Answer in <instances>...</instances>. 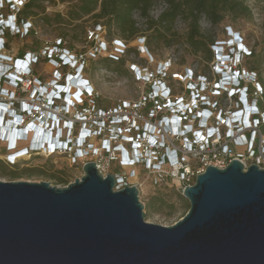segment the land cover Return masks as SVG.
I'll list each match as a JSON object with an SVG mask.
<instances>
[{
	"label": "built area",
	"instance_id": "1",
	"mask_svg": "<svg viewBox=\"0 0 264 264\" xmlns=\"http://www.w3.org/2000/svg\"><path fill=\"white\" fill-rule=\"evenodd\" d=\"M29 1L0 0V107L8 104L22 118L14 128L22 138L18 137L14 146L7 143L3 126L7 125L10 113L4 110L0 118V143L6 148L7 164H18L20 154L43 150L30 140V133L40 127L49 137L66 132V138L60 139L56 149L53 147L51 156L93 157L103 177H115L114 190L137 187L139 197L142 184L135 176L139 168L154 175L150 180L155 184H181L182 193L195 185L197 177L209 166L223 170L237 160L245 170L252 165L264 169V87L254 72L241 68L242 59L250 56L251 51L238 32L229 28L228 40L215 43L213 77L189 70L185 78L194 81L187 82L176 94L166 84L167 64L159 65L157 76L133 66L131 71L137 81L147 85L141 101L123 102L108 110L96 103L99 95L83 74L85 60H78L64 48L66 43L62 40L45 46L42 56L35 52H27L23 57L7 54L9 36L29 37L32 32L37 33L30 20H19ZM92 34L98 41L94 57L107 55L118 60L126 54L122 40H115L113 49L105 41L102 29H94ZM139 40L148 52L145 40ZM29 58V71L17 72L28 65ZM40 59L49 60L55 67L72 69L65 76L57 69L53 78L45 82L34 76L33 65ZM81 82V92L76 91ZM246 98L257 106V115H251L249 123L245 121ZM79 138L85 141L82 146L75 144ZM22 141L27 146L19 150ZM113 165L119 168L117 173H111Z\"/></svg>",
	"mask_w": 264,
	"mask_h": 264
},
{
	"label": "water",
	"instance_id": "2",
	"mask_svg": "<svg viewBox=\"0 0 264 264\" xmlns=\"http://www.w3.org/2000/svg\"><path fill=\"white\" fill-rule=\"evenodd\" d=\"M83 172L62 188L0 181V264H264V169L209 166L170 227L145 220L137 187Z\"/></svg>",
	"mask_w": 264,
	"mask_h": 264
},
{
	"label": "rangeland",
	"instance_id": "3",
	"mask_svg": "<svg viewBox=\"0 0 264 264\" xmlns=\"http://www.w3.org/2000/svg\"><path fill=\"white\" fill-rule=\"evenodd\" d=\"M40 11L49 17L60 14L63 18L61 24L53 23L45 26L41 22H33V31L37 32L34 37H22L20 34H12L7 38V54L13 57H21L24 53L41 52L48 45H54L59 40H64V48L71 54L76 55L78 60H85L84 76L88 78L95 92L99 95L96 103L102 109H114L123 102L139 103L147 90L144 82L137 81L133 66L148 69L157 76L160 64H167L169 71L167 81L173 85L174 93L178 94L187 85V82L194 79L185 78L189 70L199 75L213 77V63L205 59V54H194L188 47L179 45L165 47L153 45L150 51H144V45L140 44L139 37L132 40H122L127 47L123 56L124 64H113L108 62L111 69L106 68L107 64L94 57L95 47L98 46L96 37L92 34L97 24L93 14L84 16L79 20H71L69 13L77 0H40ZM248 6L252 10L251 18L228 17L218 27L210 30L215 40L227 41V29L232 28L238 32L244 40V45L253 52V56L245 57L241 61V68L253 71L264 87V2L261 0H249ZM161 7L155 10L159 13ZM97 10L94 14L98 13ZM102 22V21H100ZM178 30L185 34L184 23L177 24ZM203 28L209 30L210 26L203 23ZM115 32V31H114ZM109 47L116 44L115 40L121 38L112 34L105 38ZM147 43H145V46ZM107 56V55H104ZM103 56V57H104ZM32 62V61H31ZM35 65V64H34ZM33 65L34 76L47 82L53 78L54 72L58 69L63 76L71 71L70 67H55L49 60L40 59L39 63ZM117 67L118 72L113 68ZM166 76V77H167ZM181 77V79H180ZM8 87V85H7ZM10 88V87H9ZM82 89V87H80ZM6 109V108H5ZM20 121V120H19ZM5 128V127H4ZM22 138V137H21ZM27 146V142H20L19 148ZM6 148L0 143V181L2 182H49L56 187H66L74 183L76 179L84 176L83 166L85 163L94 162L93 157L86 159H73L70 156H51V153H28L26 158L20 157L15 166L6 163ZM193 163L196 160L192 161ZM111 173H117L119 168L112 166ZM128 172V171H127ZM135 176H139V183L142 184L140 200L145 209V220L161 226L170 227L185 217L190 208L189 201L183 196L181 184L165 182L155 184L150 180V175L143 168L136 169Z\"/></svg>",
	"mask_w": 264,
	"mask_h": 264
},
{
	"label": "trees",
	"instance_id": "4",
	"mask_svg": "<svg viewBox=\"0 0 264 264\" xmlns=\"http://www.w3.org/2000/svg\"><path fill=\"white\" fill-rule=\"evenodd\" d=\"M248 1L77 0L69 16L71 20H79L93 14V18L97 22L95 29H102L107 36H111L113 33L117 34L121 40H132L142 35L143 37H139V39L145 40L146 48L149 51L153 45L168 48L183 45L194 54H205V59L212 61L215 59L213 47L217 41L210 30L218 27L228 17L233 19L251 18L252 10L247 4ZM261 1L264 2V0ZM158 7H161V12L154 14ZM40 8V0H30L20 13L19 20L41 22L45 26L62 23L63 18L60 14L49 17L41 12ZM97 10L99 12L94 14ZM181 22L185 24L187 31L185 34H182L177 28V24ZM203 23H207L210 29L205 30ZM34 36V32H32L28 38ZM251 56H253V52H250L248 57ZM99 60L107 64L106 68L108 69H111L108 62L124 64V58L115 60L108 56H102L99 57ZM113 70L119 71L117 67Z\"/></svg>",
	"mask_w": 264,
	"mask_h": 264
},
{
	"label": "bare ground",
	"instance_id": "5",
	"mask_svg": "<svg viewBox=\"0 0 264 264\" xmlns=\"http://www.w3.org/2000/svg\"><path fill=\"white\" fill-rule=\"evenodd\" d=\"M20 70H21V67H20ZM83 84H84L83 82H81L80 86L77 84L75 90L81 92L82 89H80V87H83ZM3 110H7V113H10L9 117H8L7 125L3 124V126L5 127L4 134H5V137L7 135V143L10 144L11 146H14L15 144H18V142H17L18 137H22V135H19L14 130L15 126L19 124V120L16 116H14V113L12 111H10L9 108L2 109L1 113H3ZM203 116L207 117V113H204ZM38 127H39V124H38ZM42 129L44 132L45 129L39 127L38 130L35 129L32 133H30V140L33 141L34 146L39 147V149L40 148L43 149L41 152H44L46 154L47 153L52 154L54 146H51L50 142L53 140L54 135L53 136L50 135V137L46 136L45 132L44 133L42 132ZM29 130L30 129L28 128L27 131H29ZM27 131H25V132L23 131V134H26ZM24 154L25 153L20 154L19 156L20 157L24 156V158H26V155H24Z\"/></svg>",
	"mask_w": 264,
	"mask_h": 264
},
{
	"label": "clouds",
	"instance_id": "6",
	"mask_svg": "<svg viewBox=\"0 0 264 264\" xmlns=\"http://www.w3.org/2000/svg\"><path fill=\"white\" fill-rule=\"evenodd\" d=\"M26 63L28 64L27 66H25V68H22L21 67V70H20V68H18L16 71L17 72H21V73H23V72H28L29 71V66H30V64L32 63L31 62V60H30V58L28 59V61H26ZM247 100H246V111H245V121L247 122V123H249V119H250V116L251 115H257V111H256V109H257V106L254 104V103H249L248 102V98H246ZM4 108H9V105L7 104V105H4V104H2L1 105V107H0V117H2L3 116V113H4V110H3V113H1V111H2V109H4ZM10 111H12L13 113H14V116H16V114H15V112H14V110H10ZM17 117V116H16ZM22 118L20 117V116H18V120H21ZM61 134H62V132L61 131H59L58 133H57V135H56V137H53V140L50 142V144H51V146H54L55 147V149L59 146V143H60V139H61ZM87 137H89V133L87 132ZM85 143V141H84V139L83 138H79L78 139V141L75 143L76 145H83ZM10 145V144H9ZM11 146V145H10Z\"/></svg>",
	"mask_w": 264,
	"mask_h": 264
},
{
	"label": "flooded vegetation",
	"instance_id": "7",
	"mask_svg": "<svg viewBox=\"0 0 264 264\" xmlns=\"http://www.w3.org/2000/svg\"><path fill=\"white\" fill-rule=\"evenodd\" d=\"M170 81V80H169ZM169 81H166V84L169 86V88L172 90V88H173V85L171 86V85H169L168 84V82ZM63 138H66V132H62V134H61V139H63ZM19 150H22V149H24V147H21V148H18Z\"/></svg>",
	"mask_w": 264,
	"mask_h": 264
}]
</instances>
